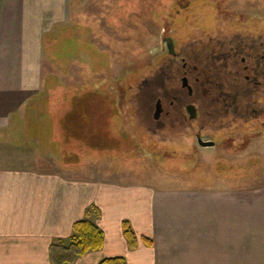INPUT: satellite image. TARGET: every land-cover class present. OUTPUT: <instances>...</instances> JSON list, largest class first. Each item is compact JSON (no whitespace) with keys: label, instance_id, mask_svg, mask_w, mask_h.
Listing matches in <instances>:
<instances>
[{"label":"rangeland","instance_id":"1","mask_svg":"<svg viewBox=\"0 0 264 264\" xmlns=\"http://www.w3.org/2000/svg\"><path fill=\"white\" fill-rule=\"evenodd\" d=\"M162 24L173 30L177 50L217 39L246 47L264 42V0H84L48 40L39 92L0 133L22 145L7 159L40 170L50 163L55 171L64 159L70 177L120 185L264 188L263 85L242 91L236 107L201 99L193 133L189 126L166 136L146 128V109L137 111L130 94L144 92V78L158 68ZM196 129L215 145H200Z\"/></svg>","mask_w":264,"mask_h":264},{"label":"crops","instance_id":"2","mask_svg":"<svg viewBox=\"0 0 264 264\" xmlns=\"http://www.w3.org/2000/svg\"><path fill=\"white\" fill-rule=\"evenodd\" d=\"M82 3L0 0V133L39 92L48 40ZM46 133L50 142L48 128ZM20 147L0 134V264H52L50 245L68 238L90 206L98 209L90 218L103 230L104 245L71 264L116 256L126 264H264V188H156L78 179L64 173L70 167L64 159L57 171L47 169L50 163L40 170L37 163L7 159ZM124 220L136 234L134 248L124 236Z\"/></svg>","mask_w":264,"mask_h":264},{"label":"flooded vegetation","instance_id":"3","mask_svg":"<svg viewBox=\"0 0 264 264\" xmlns=\"http://www.w3.org/2000/svg\"><path fill=\"white\" fill-rule=\"evenodd\" d=\"M161 26L154 48L164 53L158 68L144 78V92L130 94L137 111L146 109L142 118L148 130L166 136L175 128L189 126L193 133L191 125L197 121L201 99L216 106L223 102L226 107H236L242 91L264 86V42L250 44L246 50L236 39L231 41L233 44L229 39H217V45L177 50L170 25ZM227 67L231 70L226 71ZM167 80H180V85L168 87ZM197 132L196 129V138L200 136Z\"/></svg>","mask_w":264,"mask_h":264},{"label":"trees","instance_id":"4","mask_svg":"<svg viewBox=\"0 0 264 264\" xmlns=\"http://www.w3.org/2000/svg\"><path fill=\"white\" fill-rule=\"evenodd\" d=\"M98 215V209L90 206L86 210V216L73 223L71 235L66 239H57L52 242L49 249L52 264H71L79 257L90 251L99 250L104 245V232L98 224L90 217ZM123 233L129 248L136 247L137 238L129 221H122ZM146 244L151 240L142 236ZM98 264H126L121 256L102 259Z\"/></svg>","mask_w":264,"mask_h":264},{"label":"water","instance_id":"5","mask_svg":"<svg viewBox=\"0 0 264 264\" xmlns=\"http://www.w3.org/2000/svg\"><path fill=\"white\" fill-rule=\"evenodd\" d=\"M197 141L202 146H213L214 145V141L202 140V138L200 136H198Z\"/></svg>","mask_w":264,"mask_h":264}]
</instances>
